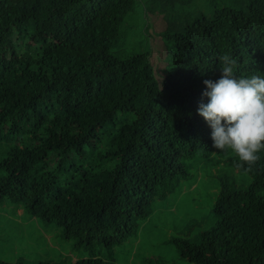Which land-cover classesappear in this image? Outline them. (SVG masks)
I'll use <instances>...</instances> for the list:
<instances>
[{"label":"trees","instance_id":"1","mask_svg":"<svg viewBox=\"0 0 264 264\" xmlns=\"http://www.w3.org/2000/svg\"><path fill=\"white\" fill-rule=\"evenodd\" d=\"M143 1L0 0V202L91 254L39 264H264V150L251 171L225 154L206 188L191 182L216 150L198 108L220 56L238 78L264 76V0H160L183 28L163 34L159 71L143 41L113 52ZM183 186L212 203L206 229L167 205Z\"/></svg>","mask_w":264,"mask_h":264},{"label":"rangeland","instance_id":"2","mask_svg":"<svg viewBox=\"0 0 264 264\" xmlns=\"http://www.w3.org/2000/svg\"><path fill=\"white\" fill-rule=\"evenodd\" d=\"M159 2L160 0H144L137 4L135 9V13L137 14L135 16L133 14L132 18L128 19L124 25V37L113 48L114 53L119 56H126L135 51H140L141 47L138 45L143 41L146 46L153 47L154 49L153 61L155 71L161 69V66L164 64L163 57L166 56L163 49L166 48L169 40L167 41L163 37V34L183 28H181L183 23L172 12L165 14L163 10L159 9ZM177 2V9L188 8V3H182L181 0H177ZM175 15L178 16L179 13L175 11ZM146 27H148L151 36L143 33V29ZM215 151H218V149ZM225 154L217 152L215 156L212 154L210 161L194 162L193 172L196 175L191 179V182H194L192 187L204 186L206 188L207 184L203 183L204 180H210L213 176L217 177L220 175L219 169L216 170V165H221L224 162ZM239 175L240 173L238 172V176L234 177L245 183L244 179ZM178 192H182L184 195L171 196L167 202L170 209L176 213L179 211V219L204 220L203 229H206L211 217L208 210L212 207V203L205 199L203 195L201 196L189 191L187 186H183ZM3 204H6V206H3ZM199 204L203 205L201 210H199ZM160 206H155L154 210ZM17 207V205L10 204L7 201L0 202V260L13 262L20 259L25 264H39V262L43 263L49 260L70 263V261H75L77 258L91 255L86 250L74 249V240L65 239L62 230L55 223H46L31 215L18 213ZM20 207L24 209L22 205ZM195 207L196 210L192 211ZM162 210L165 213L167 209L163 207ZM147 235V243L152 248L150 251H155L157 256H162L166 259L168 251L166 249L165 251L163 250L160 240L151 236V233ZM136 239L138 242L142 241V239L137 237L134 238V240ZM167 247L170 249V252H173V246L168 245ZM130 250V246L125 247L122 250V256L125 257L126 253ZM133 255L134 253H131L132 257ZM164 261L166 262V260ZM126 263V258L121 260V264Z\"/></svg>","mask_w":264,"mask_h":264},{"label":"clouds","instance_id":"3","mask_svg":"<svg viewBox=\"0 0 264 264\" xmlns=\"http://www.w3.org/2000/svg\"><path fill=\"white\" fill-rule=\"evenodd\" d=\"M221 77L207 79L198 113L212 128L213 147L217 152L234 154L238 167L251 171L264 150V76L237 77V60L228 54L220 56Z\"/></svg>","mask_w":264,"mask_h":264}]
</instances>
